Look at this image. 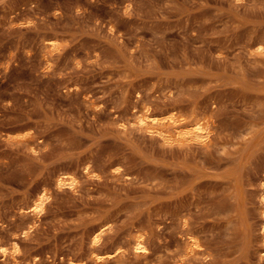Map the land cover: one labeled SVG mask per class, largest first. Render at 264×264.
I'll return each mask as SVG.
<instances>
[{"label":"rangeland","instance_id":"374dc122","mask_svg":"<svg viewBox=\"0 0 264 264\" xmlns=\"http://www.w3.org/2000/svg\"><path fill=\"white\" fill-rule=\"evenodd\" d=\"M147 107L209 140L139 129ZM263 189L264 0H0V264H96L103 223L104 264H264Z\"/></svg>","mask_w":264,"mask_h":264},{"label":"bare ground","instance_id":"6f19581e","mask_svg":"<svg viewBox=\"0 0 264 264\" xmlns=\"http://www.w3.org/2000/svg\"><path fill=\"white\" fill-rule=\"evenodd\" d=\"M49 46L52 49L57 48L56 41L49 40L48 41ZM257 52L261 53V47L257 48ZM132 124L137 126L139 129L150 131L153 134H156L159 136L162 140L171 142V141H177L179 143L184 142H197L201 144H206L207 141L210 138L211 133V122L209 120L205 119H192L190 121H184L181 117L178 115H175L173 112H159L155 113L152 112L147 108H144L141 112H138L134 115ZM125 122H120L119 126L121 128H126ZM16 138L15 136H10L6 138ZM31 151L35 152L33 148H31ZM83 175L86 178H90L93 174L92 169L89 165H85L82 168ZM116 174H119V171H116ZM79 184V179L77 175L71 174V173H63L58 172V174L55 175L53 180V186L58 189L62 190L64 188L67 189H75L77 185ZM50 195L48 192V189L46 187H42L40 190H38L35 195L32 198V204L31 206H28L25 210H21L23 213L32 215V216H39L42 211L44 210L46 203L49 201ZM261 204H262V210H261V217L263 220V224L261 227V232L264 237V189L261 195ZM106 224H99L98 226L91 229V255L92 259L96 264H104L108 262L109 260L115 261L118 257L123 255V249L121 247H117L114 253L111 254H98L97 251L99 249L97 248L102 235L107 231ZM199 243L196 241L195 238L190 237L188 239V247L189 250L192 252H197L201 250ZM131 250L139 255L146 251L144 240L141 235L136 236L132 243H131ZM19 252V246L17 242H8L2 246H0V253L2 258H15V256ZM115 253H117V256L115 257ZM176 264H185L184 262H179Z\"/></svg>","mask_w":264,"mask_h":264}]
</instances>
